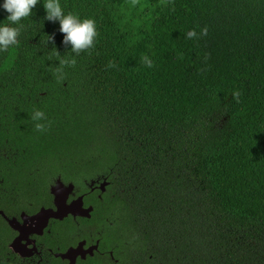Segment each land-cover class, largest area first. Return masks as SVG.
Segmentation results:
<instances>
[{
    "label": "trees",
    "instance_id": "1",
    "mask_svg": "<svg viewBox=\"0 0 264 264\" xmlns=\"http://www.w3.org/2000/svg\"><path fill=\"white\" fill-rule=\"evenodd\" d=\"M61 3L96 20L97 42L58 81L73 54L38 5L0 53V210L58 177L81 193L107 178L83 220L116 264H264V0ZM9 233L0 218V264H15Z\"/></svg>",
    "mask_w": 264,
    "mask_h": 264
},
{
    "label": "flooded vegetation",
    "instance_id": "2",
    "mask_svg": "<svg viewBox=\"0 0 264 264\" xmlns=\"http://www.w3.org/2000/svg\"><path fill=\"white\" fill-rule=\"evenodd\" d=\"M65 183L60 177L55 179V183L49 185L48 191L44 192L41 198H29L20 208L12 207L10 212H3L4 215L13 220H17L16 227L12 228L5 218L0 214V218L6 223L9 233L8 239L10 245L17 250L10 251V262L14 261L16 264H71V261L63 258V255L69 250L83 248L82 253L72 255L76 257L75 264H88L92 260L106 259L108 256L115 262L119 259L115 258L114 248L115 243H111V248L103 251L102 241L99 238L101 227L92 225L88 227L84 223L85 218L68 216L63 220L50 219L46 226H33L34 223L30 221L31 217L36 216L43 208L56 210L55 198L52 195L51 188L56 185L58 180ZM107 180V178H106ZM104 178L92 179L86 183L87 191L81 193V188L75 186L73 194L69 196L67 205L72 202L83 199V207L85 209L93 208V212L97 207V202L102 200V196L107 192L108 182ZM97 200V201H96ZM101 202V201H100ZM97 249L89 252L93 247ZM85 256V258L83 257ZM102 258V259H96Z\"/></svg>",
    "mask_w": 264,
    "mask_h": 264
},
{
    "label": "clouds",
    "instance_id": "3",
    "mask_svg": "<svg viewBox=\"0 0 264 264\" xmlns=\"http://www.w3.org/2000/svg\"><path fill=\"white\" fill-rule=\"evenodd\" d=\"M38 5H42L45 10L44 20L59 22V31L64 37L63 45L70 48V53L73 54L71 59H58L59 66L56 67L55 76L59 81L64 78L65 67H75L76 56L94 49L98 38L97 22L94 18H82L78 13L65 12L61 0H0V13H5L7 16L6 20L0 23V53L19 46V37L24 27L22 22L33 16V9ZM207 31V28H204L200 34L207 35ZM46 36L47 43L54 44V37ZM186 38L189 40L197 38L196 30L188 31ZM141 63L149 69L154 67L153 60L147 55L141 57ZM108 67L114 68L116 65L110 62ZM239 96V92L233 93L237 102H239ZM31 120L35 122L36 132L44 133L47 130V123H41V121L47 122L44 111L34 110Z\"/></svg>",
    "mask_w": 264,
    "mask_h": 264
},
{
    "label": "water",
    "instance_id": "4",
    "mask_svg": "<svg viewBox=\"0 0 264 264\" xmlns=\"http://www.w3.org/2000/svg\"><path fill=\"white\" fill-rule=\"evenodd\" d=\"M74 190L75 186L73 184L65 185L59 179L56 182V185L51 188L52 195L55 198L56 210H47L43 208L36 216L30 218V221L34 223L33 226H46L50 219L63 220L70 215L75 218L82 217L90 219L92 217L93 208L85 209L83 207L82 197L79 200L72 202L70 205H67L69 196L73 194ZM0 214L9 222L12 228H18L16 227L18 223L17 220L7 218L3 212H0ZM95 249H97V246L93 247L89 252H92ZM82 250L83 248L79 247L74 250H69L68 253L63 255V258L70 260L71 264H75L76 257L75 255L73 257L72 252L75 251L76 254H80L79 252L82 253ZM83 257L85 258V256Z\"/></svg>",
    "mask_w": 264,
    "mask_h": 264
}]
</instances>
